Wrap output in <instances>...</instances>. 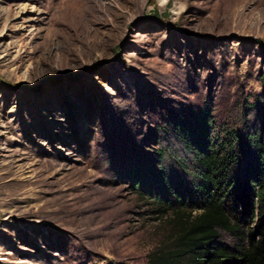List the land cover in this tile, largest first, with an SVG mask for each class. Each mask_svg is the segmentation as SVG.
<instances>
[{
	"label": "rangeland",
	"instance_id": "obj_1",
	"mask_svg": "<svg viewBox=\"0 0 264 264\" xmlns=\"http://www.w3.org/2000/svg\"><path fill=\"white\" fill-rule=\"evenodd\" d=\"M204 113L264 135V0H0V264L170 249Z\"/></svg>",
	"mask_w": 264,
	"mask_h": 264
},
{
	"label": "trees",
	"instance_id": "obj_2",
	"mask_svg": "<svg viewBox=\"0 0 264 264\" xmlns=\"http://www.w3.org/2000/svg\"><path fill=\"white\" fill-rule=\"evenodd\" d=\"M207 121L204 113L195 131L188 134L182 128L192 138L187 147L196 168L189 173L201 200L200 207L193 203L192 209L201 212L193 216L180 201L177 208L170 207L178 233L170 249L149 255V264H264V135L233 132L216 142L208 134ZM158 172L164 178V171ZM158 172L153 170L152 175ZM131 173L134 184H139L136 171ZM222 233L241 244L220 245Z\"/></svg>",
	"mask_w": 264,
	"mask_h": 264
}]
</instances>
